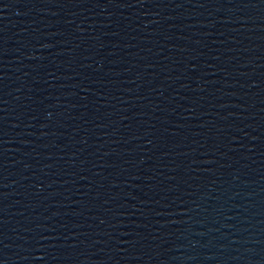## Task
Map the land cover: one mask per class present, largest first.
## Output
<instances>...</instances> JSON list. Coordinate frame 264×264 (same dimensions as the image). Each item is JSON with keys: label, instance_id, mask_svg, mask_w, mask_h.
Returning a JSON list of instances; mask_svg holds the SVG:
<instances>
[{"label": "water", "instance_id": "95a60500", "mask_svg": "<svg viewBox=\"0 0 264 264\" xmlns=\"http://www.w3.org/2000/svg\"><path fill=\"white\" fill-rule=\"evenodd\" d=\"M0 264H264V0H0Z\"/></svg>", "mask_w": 264, "mask_h": 264}]
</instances>
